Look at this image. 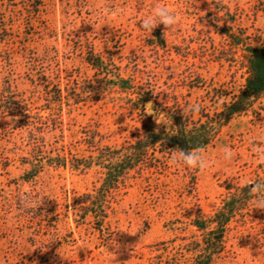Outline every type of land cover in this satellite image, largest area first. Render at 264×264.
<instances>
[{
  "label": "rangeland",
  "instance_id": "1",
  "mask_svg": "<svg viewBox=\"0 0 264 264\" xmlns=\"http://www.w3.org/2000/svg\"><path fill=\"white\" fill-rule=\"evenodd\" d=\"M158 6L177 24L142 30L141 19ZM213 24L259 45L264 0H0V264L191 262L185 246L200 240L194 216L211 215L229 188L264 171L256 155L264 151V95L203 150L207 168L151 153L109 195L100 229L91 218L76 224L72 210L76 196L98 186L100 169L67 164L45 167L29 182L20 177L38 151L80 158L132 143L151 126L153 108L189 127L219 111L242 88L246 67ZM90 54L113 64L132 90L107 86ZM139 95L149 98L151 114ZM189 104L200 111H183ZM255 199L228 224L212 264H264V208Z\"/></svg>",
  "mask_w": 264,
  "mask_h": 264
},
{
  "label": "trees",
  "instance_id": "2",
  "mask_svg": "<svg viewBox=\"0 0 264 264\" xmlns=\"http://www.w3.org/2000/svg\"><path fill=\"white\" fill-rule=\"evenodd\" d=\"M213 25L219 33L225 35L231 48L242 51L246 67L242 88L219 111L203 116L202 121L189 127L182 116L167 113L161 108H153L151 126L132 143L118 148L102 147L95 155L80 158L45 155L38 151L25 163L29 168L20 180L29 182L48 166L65 167L68 164L71 169L79 171L100 169L102 178L98 186L90 192L76 196L72 205L76 224L91 218L94 227L100 229L106 218L109 195L122 185L131 171L144 164L151 153H170L178 148L185 151L197 148L204 150L223 126L250 111L264 95V36L259 45H254L247 36L233 27ZM155 37L159 40V45H162L160 37ZM87 61L103 75L107 86L119 87L127 92L132 90L129 81L120 76L113 64L92 54L87 57ZM55 92L56 101L60 102V90L56 89ZM148 101L147 96L139 95L136 98L140 106ZM255 184H264V171L250 185L229 188L227 197L211 215L198 213L194 216L191 224L200 233V240L185 246L186 251L192 254L189 264H212L213 259L223 251L228 224L248 202L260 195L250 192Z\"/></svg>",
  "mask_w": 264,
  "mask_h": 264
},
{
  "label": "clouds",
  "instance_id": "3",
  "mask_svg": "<svg viewBox=\"0 0 264 264\" xmlns=\"http://www.w3.org/2000/svg\"><path fill=\"white\" fill-rule=\"evenodd\" d=\"M113 15H121V9L110 10ZM103 13H98V17H102ZM164 25L165 29L173 28L177 24V16L175 13L170 12L166 7L158 6L153 9V11L143 17L140 21V28L146 32L151 33L158 25ZM147 110L146 114H151L152 104L149 102L144 106ZM183 111H187L190 114L198 113L200 111L199 104H189L186 105ZM257 158L264 159V151L259 148L256 149ZM233 158V153L230 149L225 148L223 150V159L225 161H230ZM169 160L173 165L183 164L189 168H196L203 170L208 167V163L205 161L203 156V150L200 148L193 149L190 151H185L182 149H175L169 153ZM252 193H259L260 195L253 201L256 207L264 208V184H255L250 189ZM28 200L25 198L22 201L23 206H27Z\"/></svg>",
  "mask_w": 264,
  "mask_h": 264
},
{
  "label": "water",
  "instance_id": "4",
  "mask_svg": "<svg viewBox=\"0 0 264 264\" xmlns=\"http://www.w3.org/2000/svg\"><path fill=\"white\" fill-rule=\"evenodd\" d=\"M149 102H146V105L148 104Z\"/></svg>",
  "mask_w": 264,
  "mask_h": 264
}]
</instances>
